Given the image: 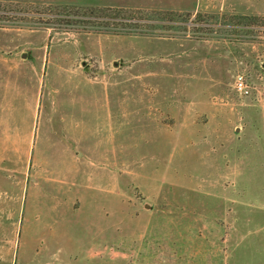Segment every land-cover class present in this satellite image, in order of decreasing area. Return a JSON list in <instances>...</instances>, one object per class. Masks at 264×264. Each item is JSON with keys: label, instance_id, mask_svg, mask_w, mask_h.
<instances>
[{"label": "rangeland", "instance_id": "obj_1", "mask_svg": "<svg viewBox=\"0 0 264 264\" xmlns=\"http://www.w3.org/2000/svg\"><path fill=\"white\" fill-rule=\"evenodd\" d=\"M0 264H264V0H0Z\"/></svg>", "mask_w": 264, "mask_h": 264}, {"label": "built area", "instance_id": "obj_2", "mask_svg": "<svg viewBox=\"0 0 264 264\" xmlns=\"http://www.w3.org/2000/svg\"><path fill=\"white\" fill-rule=\"evenodd\" d=\"M236 88L240 93L249 94L250 93V86L247 83L245 76L243 74L238 76L236 82Z\"/></svg>", "mask_w": 264, "mask_h": 264}, {"label": "trees", "instance_id": "obj_3", "mask_svg": "<svg viewBox=\"0 0 264 264\" xmlns=\"http://www.w3.org/2000/svg\"><path fill=\"white\" fill-rule=\"evenodd\" d=\"M247 18L251 19V18H253V17H248V16H247Z\"/></svg>", "mask_w": 264, "mask_h": 264}]
</instances>
